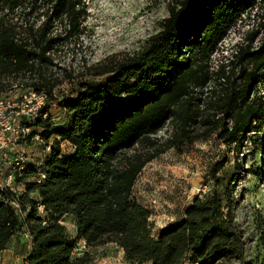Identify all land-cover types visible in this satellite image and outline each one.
<instances>
[{
	"label": "trees",
	"instance_id": "16d2710c",
	"mask_svg": "<svg viewBox=\"0 0 264 264\" xmlns=\"http://www.w3.org/2000/svg\"><path fill=\"white\" fill-rule=\"evenodd\" d=\"M258 1L259 7L257 0H170L161 29L141 50L109 57L92 68L95 75H108L103 83H81L74 98L59 101L68 120L53 127L49 110L59 81L51 71V53L80 35L85 4L0 0V92L14 84L44 92V105L30 126L50 145L43 161H28L15 174L23 186L20 194L0 189V250L26 232L31 236L27 264H96L87 251L72 255L79 239L87 247L115 243L137 264L240 260L245 243L234 214L239 161L231 170L215 163L211 192L194 197L178 220L155 236L150 211L134 197L133 187L143 167L170 148L215 134L239 150L247 138H260L264 0ZM254 8L257 28L210 71V58L228 30ZM20 77L29 81L14 83ZM212 77L213 86L205 91ZM168 122L170 135L160 142L153 136ZM62 142L72 152H65ZM66 221L74 225L75 238Z\"/></svg>",
	"mask_w": 264,
	"mask_h": 264
},
{
	"label": "rangeland",
	"instance_id": "374dc122",
	"mask_svg": "<svg viewBox=\"0 0 264 264\" xmlns=\"http://www.w3.org/2000/svg\"><path fill=\"white\" fill-rule=\"evenodd\" d=\"M169 1L83 0L85 13L80 23V35L63 42L51 53L54 63L51 71L59 81L53 90L56 102L49 110L53 127L63 126L68 120L59 101L65 97L74 98L83 90L81 83L87 87L103 83L108 75H95L92 68L109 57H121L141 50L146 40L161 29V23L168 15ZM260 5L257 0V7ZM254 12L256 8L251 13H244L241 20L228 30L210 58V71L216 70L221 61L230 59L236 46L246 42L249 33L257 28L258 20ZM256 44L257 41L254 42ZM27 81L28 78L20 77L14 83L24 84ZM213 81L214 77L204 88L205 91L213 86ZM11 90L0 92V96H17L24 88ZM257 91L264 101V87H259ZM170 129L168 122L153 137L164 142L170 135ZM31 131L32 140L28 142L26 152L28 161L38 163L43 161L47 150L38 136L40 129L32 127ZM259 137L247 138L239 150H234V144H227L214 134L207 140L170 148L149 161L135 182L133 195L150 211L152 235L173 225L194 197H203L211 192L213 181L210 175L215 163L224 162L225 168L231 170L239 161L242 169L234 184V214L244 237L243 257L219 264H264V128ZM55 138L52 135L49 142L54 143ZM61 147L67 153L72 152V147L66 142H62ZM65 225L75 238L74 225L70 221H66ZM85 251L96 264H137L128 261L123 249L115 243L86 246ZM72 255L81 254L73 252ZM181 264L192 263L186 259Z\"/></svg>",
	"mask_w": 264,
	"mask_h": 264
},
{
	"label": "built area",
	"instance_id": "2783aa9c",
	"mask_svg": "<svg viewBox=\"0 0 264 264\" xmlns=\"http://www.w3.org/2000/svg\"><path fill=\"white\" fill-rule=\"evenodd\" d=\"M16 87L21 88L14 84L10 92ZM45 100L44 92H37L31 87L24 88L17 96H0V189H7L15 194L22 192L23 186L15 182V174L20 175L28 162L26 146L32 140L30 123L37 118ZM45 149L49 151L50 145H45ZM43 177L44 173L39 169L38 181ZM11 204L19 208L16 200H12ZM23 236L31 244V236L26 232ZM85 249V241L79 239L73 252L82 254Z\"/></svg>",
	"mask_w": 264,
	"mask_h": 264
},
{
	"label": "crops",
	"instance_id": "0c3cea01",
	"mask_svg": "<svg viewBox=\"0 0 264 264\" xmlns=\"http://www.w3.org/2000/svg\"><path fill=\"white\" fill-rule=\"evenodd\" d=\"M30 251V243L23 236L12 238L6 249L0 250V264H27L26 259Z\"/></svg>",
	"mask_w": 264,
	"mask_h": 264
}]
</instances>
